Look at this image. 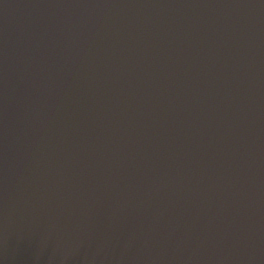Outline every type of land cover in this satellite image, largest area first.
I'll list each match as a JSON object with an SVG mask.
<instances>
[{"label":"water","instance_id":"95a60500","mask_svg":"<svg viewBox=\"0 0 264 264\" xmlns=\"http://www.w3.org/2000/svg\"><path fill=\"white\" fill-rule=\"evenodd\" d=\"M0 264H48L0 176Z\"/></svg>","mask_w":264,"mask_h":264}]
</instances>
